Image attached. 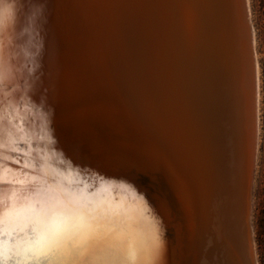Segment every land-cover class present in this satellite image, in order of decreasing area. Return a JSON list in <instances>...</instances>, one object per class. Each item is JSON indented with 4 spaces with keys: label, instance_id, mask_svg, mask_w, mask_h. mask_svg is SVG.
<instances>
[{
    "label": "bare ground",
    "instance_id": "obj_1",
    "mask_svg": "<svg viewBox=\"0 0 264 264\" xmlns=\"http://www.w3.org/2000/svg\"><path fill=\"white\" fill-rule=\"evenodd\" d=\"M243 1L245 23L237 0L229 7L225 137L203 109L193 108L197 127L186 122L189 95L201 108L216 96L194 0H131L136 14L121 21L114 0V55L107 0H0L3 264H241L246 239L259 264L262 74ZM57 248L65 254L33 259Z\"/></svg>",
    "mask_w": 264,
    "mask_h": 264
},
{
    "label": "water",
    "instance_id": "obj_2",
    "mask_svg": "<svg viewBox=\"0 0 264 264\" xmlns=\"http://www.w3.org/2000/svg\"><path fill=\"white\" fill-rule=\"evenodd\" d=\"M193 1V0H191ZM197 4L198 12L197 17L199 20V42L201 43L202 49H205V52L208 51L209 47H212V58L209 61L208 65L210 67V73L208 77V82L212 85L211 87L215 90V95L207 107L201 108V104H194V101L191 100V96H188L187 109H189V117L186 119L187 126L191 129L192 125L196 126V122L193 121L192 111L193 108L202 110L203 114L206 115V123L213 128L221 129L224 136L228 133L231 125L229 119L230 115V105L227 100V94L229 90V75L227 74V62L229 56L230 44L232 39H227V33L231 29V15L229 13L230 0H194ZM114 0H107L106 7V18H107V35L108 37L112 36L110 42H108L107 48L114 55L116 49L115 42V29L114 22L116 23V8L113 5ZM120 10L121 14L119 15V20L121 21L122 16L125 19V14L133 13L130 8H133L131 0H120ZM238 11L240 14V20L245 23V7L243 0H237ZM129 8V9H128ZM130 10V11H129ZM111 12V13H110ZM136 16V15H135ZM126 22V21H125ZM242 22V23H243ZM111 27V28H110ZM113 30V32H112ZM121 45L125 50H129L133 47V42L129 41V34L124 30H121ZM120 31V33H121ZM111 33V34H110ZM117 36L119 32L117 31ZM229 37V34H228ZM109 38V39H110ZM233 38V37H232ZM128 39V40H127ZM234 42V39H233ZM126 51V53H127ZM227 60V61H226ZM140 64V61H128V65ZM139 67V66H138ZM137 67V68H138ZM199 102V101H198ZM200 126V120L198 123ZM192 131V130H191ZM193 132V131H192ZM193 134V133H192ZM226 137V136H225ZM241 264H256L252 253H250L249 243L246 241L243 242L241 247Z\"/></svg>",
    "mask_w": 264,
    "mask_h": 264
},
{
    "label": "rangeland",
    "instance_id": "obj_3",
    "mask_svg": "<svg viewBox=\"0 0 264 264\" xmlns=\"http://www.w3.org/2000/svg\"><path fill=\"white\" fill-rule=\"evenodd\" d=\"M252 19L256 30L257 49L262 74V100L260 111V142L255 182L252 188L251 222L255 234L256 251L259 264H264V0H251Z\"/></svg>",
    "mask_w": 264,
    "mask_h": 264
},
{
    "label": "snow or ice",
    "instance_id": "obj_4",
    "mask_svg": "<svg viewBox=\"0 0 264 264\" xmlns=\"http://www.w3.org/2000/svg\"><path fill=\"white\" fill-rule=\"evenodd\" d=\"M147 214L151 215L150 210L147 211ZM152 219L155 220V217L153 216ZM156 232H157V243L153 249V255L154 256H158L160 253V250H161L160 244H159V226H158V224L156 226ZM99 247H100L99 245L88 246L87 248H85V247H73L71 249L70 254H73V255H80V254L91 255L95 251H98ZM63 254H65V253L61 249L57 248V249H53L51 254H49V253L34 254L33 259L37 260V261L43 260V261L47 262L48 259H50L54 256L63 255ZM4 259L5 258H0V264H3Z\"/></svg>",
    "mask_w": 264,
    "mask_h": 264
}]
</instances>
